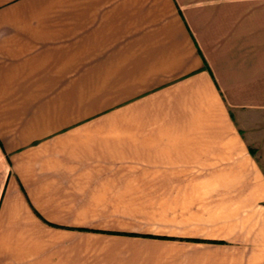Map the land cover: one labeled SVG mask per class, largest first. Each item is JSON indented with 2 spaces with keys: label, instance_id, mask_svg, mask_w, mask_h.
<instances>
[{
  "label": "crops",
  "instance_id": "crops-1",
  "mask_svg": "<svg viewBox=\"0 0 264 264\" xmlns=\"http://www.w3.org/2000/svg\"><path fill=\"white\" fill-rule=\"evenodd\" d=\"M0 264H264V0H0Z\"/></svg>",
  "mask_w": 264,
  "mask_h": 264
},
{
  "label": "rangeland",
  "instance_id": "rangeland-1",
  "mask_svg": "<svg viewBox=\"0 0 264 264\" xmlns=\"http://www.w3.org/2000/svg\"><path fill=\"white\" fill-rule=\"evenodd\" d=\"M96 242H99V240H96ZM103 244H104V245H108V244H110V243L103 241Z\"/></svg>",
  "mask_w": 264,
  "mask_h": 264
}]
</instances>
